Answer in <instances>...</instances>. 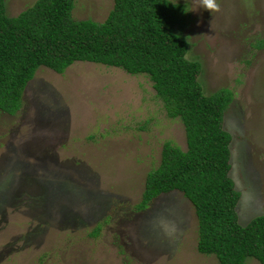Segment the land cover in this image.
Segmentation results:
<instances>
[{"label": "rangeland", "instance_id": "rangeland-1", "mask_svg": "<svg viewBox=\"0 0 264 264\" xmlns=\"http://www.w3.org/2000/svg\"><path fill=\"white\" fill-rule=\"evenodd\" d=\"M169 1L188 10L187 58L202 65L204 94L233 92L223 127L246 226L264 215V0H219L213 14L200 0ZM36 2L5 0L7 15ZM113 6L76 0L72 14L102 23ZM167 142L186 150L185 127L147 77L87 62L40 68L17 115L0 111V264H219L198 252L181 193L134 209Z\"/></svg>", "mask_w": 264, "mask_h": 264}, {"label": "trees", "instance_id": "trees-1", "mask_svg": "<svg viewBox=\"0 0 264 264\" xmlns=\"http://www.w3.org/2000/svg\"><path fill=\"white\" fill-rule=\"evenodd\" d=\"M76 0H37L15 17L0 0V111L14 116L40 68L58 74L77 62L145 76L171 119L185 127L186 150L163 145L161 161L145 181L135 211L147 210L164 194L178 192L194 207L198 252L219 264H264V215L239 223L241 195L230 177L232 136L224 130L233 92L207 96L199 81L202 65L187 57L184 6L169 0H114L102 23L76 20ZM262 47V43L259 48ZM99 225L92 237L100 234Z\"/></svg>", "mask_w": 264, "mask_h": 264}, {"label": "clouds", "instance_id": "clouds-1", "mask_svg": "<svg viewBox=\"0 0 264 264\" xmlns=\"http://www.w3.org/2000/svg\"><path fill=\"white\" fill-rule=\"evenodd\" d=\"M200 6L212 14L221 10V4L219 0H200ZM185 12H188V10L185 9Z\"/></svg>", "mask_w": 264, "mask_h": 264}]
</instances>
